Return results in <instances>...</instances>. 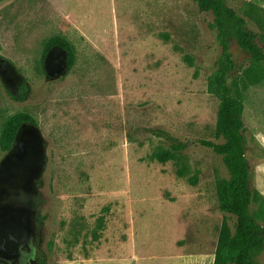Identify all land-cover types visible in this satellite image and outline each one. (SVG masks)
Segmentation results:
<instances>
[{
  "label": "rangeland",
  "instance_id": "1",
  "mask_svg": "<svg viewBox=\"0 0 264 264\" xmlns=\"http://www.w3.org/2000/svg\"><path fill=\"white\" fill-rule=\"evenodd\" d=\"M227 1L264 35L260 0ZM56 35L74 45L72 66L64 49H47ZM217 35L213 14L195 0H0V136L11 115L28 112L37 123L24 124L17 141L34 133L47 152L32 218L34 264H214L221 225L234 221L219 209L217 186L229 178L223 157L199 142L225 141L217 134L220 101L208 89ZM231 51L237 67L229 82L237 78L243 96L246 156L259 191L251 210L260 219L264 64L253 65L236 40ZM83 110L122 115L128 146H59L55 119ZM158 130L185 148L175 151ZM163 150L177 157L161 162L154 154ZM91 152L129 165L72 166Z\"/></svg>",
  "mask_w": 264,
  "mask_h": 264
},
{
  "label": "trees",
  "instance_id": "2",
  "mask_svg": "<svg viewBox=\"0 0 264 264\" xmlns=\"http://www.w3.org/2000/svg\"><path fill=\"white\" fill-rule=\"evenodd\" d=\"M195 1L200 12L213 14L214 25L218 31L217 40L221 53L216 62V69L209 78L208 89L220 101L217 134L225 139L222 143L210 140L199 142L223 157L229 178L220 181L217 186L219 209L234 219L233 226L227 219L221 225L214 264H262L260 255L264 251V198L259 209L261 217L256 219L251 206L259 191L253 188V173L246 156L244 100L237 78L232 82H229V78L237 67L231 51V41L236 40L238 45L250 54L253 65L257 66L264 64V35L253 31L247 20L230 6L227 0ZM55 46L64 49L72 66L75 63L74 45L64 37L56 35L46 44L47 49ZM20 89L23 93L28 92L26 84ZM9 94L13 99H17L15 94ZM26 123L36 124L37 121L30 113L24 111L17 112L6 120L0 136L3 151L12 149L20 129ZM158 132L171 140L175 151L185 148L184 142L174 139L162 130ZM154 157L161 162H167L175 159L177 154L172 150H163L155 153ZM98 219L101 229L103 216ZM92 233V239H98V229ZM38 264H47L46 259L38 261Z\"/></svg>",
  "mask_w": 264,
  "mask_h": 264
},
{
  "label": "flooded vegetation",
  "instance_id": "3",
  "mask_svg": "<svg viewBox=\"0 0 264 264\" xmlns=\"http://www.w3.org/2000/svg\"><path fill=\"white\" fill-rule=\"evenodd\" d=\"M19 134V133H18ZM0 159V262L34 264L37 226L32 223L36 186L44 174L47 152L41 136L27 133ZM20 146H17V145Z\"/></svg>",
  "mask_w": 264,
  "mask_h": 264
},
{
  "label": "crops",
  "instance_id": "4",
  "mask_svg": "<svg viewBox=\"0 0 264 264\" xmlns=\"http://www.w3.org/2000/svg\"><path fill=\"white\" fill-rule=\"evenodd\" d=\"M250 2L252 0H245ZM264 4V0H260ZM56 139L59 146H74L73 150L81 146L83 150L92 149L93 146H128V135L124 125L123 116H112L108 112H91L81 111L69 113L62 118H56L55 122ZM72 150V151H73ZM121 150V149H120ZM93 151V150H92ZM91 153L93 155H91ZM86 154V158H73V167H96L108 166L112 163L124 167L128 166L129 162L122 158H116L109 161L99 157V153L91 152ZM76 169L74 170V173ZM95 172V171H94ZM91 174L92 171L89 170ZM122 174V184L124 181V171ZM128 174V171H127ZM77 173H75V176ZM89 197H97L99 194H89ZM131 202H129L130 205Z\"/></svg>",
  "mask_w": 264,
  "mask_h": 264
}]
</instances>
